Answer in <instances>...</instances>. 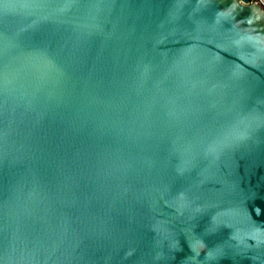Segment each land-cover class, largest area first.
Segmentation results:
<instances>
[{
  "label": "water",
  "instance_id": "95a60500",
  "mask_svg": "<svg viewBox=\"0 0 264 264\" xmlns=\"http://www.w3.org/2000/svg\"><path fill=\"white\" fill-rule=\"evenodd\" d=\"M0 264H264V9L0 0Z\"/></svg>",
  "mask_w": 264,
  "mask_h": 264
},
{
  "label": "built area",
  "instance_id": "2783aa9c",
  "mask_svg": "<svg viewBox=\"0 0 264 264\" xmlns=\"http://www.w3.org/2000/svg\"><path fill=\"white\" fill-rule=\"evenodd\" d=\"M249 4H257L264 9V0H248Z\"/></svg>",
  "mask_w": 264,
  "mask_h": 264
}]
</instances>
